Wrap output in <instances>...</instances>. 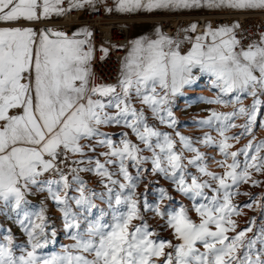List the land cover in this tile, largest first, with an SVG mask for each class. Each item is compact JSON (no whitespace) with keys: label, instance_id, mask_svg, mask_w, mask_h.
<instances>
[{"label":"snow or ice","instance_id":"1","mask_svg":"<svg viewBox=\"0 0 264 264\" xmlns=\"http://www.w3.org/2000/svg\"><path fill=\"white\" fill-rule=\"evenodd\" d=\"M97 3L67 0L65 7V0H0V202L16 213L27 235L26 245H16L9 230L0 242V264H264V249L253 252L257 240L264 244V228L256 239H247L252 228L237 231L232 219L242 207L257 203L252 199L243 206L235 204L239 186H258L261 181L253 174L264 175V139L257 141L254 135V129L264 128V118L258 122L264 115V34L243 46L237 38L239 22L216 28L209 23L195 36L191 34L198 25L192 23L183 29V39L157 28L155 39L131 43L115 84H98L90 29L69 34L26 26L86 5L95 8ZM205 7L264 10V0H114L113 7L105 3L107 12L129 14ZM184 44L190 47L185 50ZM100 51L104 59L109 48L101 46ZM202 75L218 94L199 99L238 105L231 112L213 109L195 121L215 130L218 140L208 133L194 140L176 130L175 98ZM246 96L253 98L248 107L242 101ZM145 109L171 131L150 123ZM237 119L244 123L237 124ZM105 128L123 131L114 138ZM233 128L241 131L228 135ZM247 136L252 139L243 148L231 150L230 141ZM198 143L218 149L223 173L208 170ZM81 173L99 177L103 191L89 187ZM146 174L162 175L193 202L198 223L184 206L162 208L172 200L168 189H158L156 204L144 194V211L165 221L175 243L160 239L141 214L136 189ZM33 189L47 192L56 202L74 241L60 254L38 251L49 243V225L43 206L33 212L25 208V197ZM97 199L112 208L110 219L103 211L93 213Z\"/></svg>","mask_w":264,"mask_h":264},{"label":"rangeland","instance_id":"2","mask_svg":"<svg viewBox=\"0 0 264 264\" xmlns=\"http://www.w3.org/2000/svg\"><path fill=\"white\" fill-rule=\"evenodd\" d=\"M256 11L261 9L245 10V11ZM115 14L124 19L125 23L129 27V46L128 50L131 47V43L136 39L147 37L150 39L156 38L157 28L160 29L165 35L173 37L176 39H183L184 33L183 29L187 28L192 23H199V20L206 18V25L211 24L213 28L219 27L221 25H231L233 22H236V19H232L230 22L213 20V16L221 15L223 13H237L243 11H233V10H220V9H208V8H196L190 10H180V11H137L135 13H119L114 10ZM167 20L170 24L173 23L175 27L174 35H168L161 28L162 21ZM82 28V27H80ZM79 29V28H78ZM192 35V34H191ZM185 50L190 47L188 44L182 46ZM126 53V55H127ZM218 94V90L214 89L211 85V80L207 75H202L196 81L192 87H185L183 89V95H178L175 98V103L173 106V112L178 121L177 129L181 134L189 136L194 140L202 138L205 133L210 134L212 137L219 139L217 132L213 129L207 127L198 126L195 121L206 118L210 115L211 110H216L217 112H231L234 107L238 105L229 104L227 106L221 104H207L199 98H209L213 99ZM228 99V97H224ZM260 99L264 101V96H261ZM253 98L251 96L242 97L243 105L248 107L251 105ZM138 108L141 107L137 103ZM146 115L149 118L150 123H155L162 131H171L167 129L164 125H160L157 121L152 120L151 113L145 109ZM261 113L264 114V105H262ZM261 118H264V115L258 116V122ZM237 124H243V119H237L235 121ZM103 131L110 132L114 134V138H118L119 133L123 131L120 128H105ZM241 131L239 128H233L228 133V135H234ZM254 135L256 140L264 139V128L257 127L254 129ZM131 136V133H130ZM135 140L134 136H131ZM252 139V136L242 137L239 142L230 141L234 145L231 149L236 151L243 148L248 141ZM196 147L204 153L205 161L208 167V170L215 173H223L224 169L219 167L217 161L222 160L223 157L219 153L218 149L212 145H204L202 143L196 144ZM99 151H103L100 149ZM148 153H146L147 155ZM264 154V153H262ZM191 153H185L186 157H191ZM243 160V157H240ZM229 163L231 160L228 161ZM150 168V165H146ZM130 172L135 174V169L130 168ZM190 171L193 173L196 172L195 168H191ZM83 178L88 182V186L94 188L97 192L103 191L102 186L99 183V177L93 176L89 173H81ZM254 178L261 183L258 186H253L251 183H242L239 186V192L241 195H238L234 198V203L240 206H243L252 199H255L257 202L253 205L252 208L242 207L241 214L238 216H233L237 222L238 228L237 231L244 230L248 227L252 228L251 232L246 233L247 239H256L260 236V231L264 228V175L253 174ZM49 178H53L49 176ZM166 188L169 190V195L172 197L171 201H165L162 205V208L171 205L172 208L178 209L180 206H184L190 209V216L195 222H199V217L193 210V202L187 197L183 196L181 193L177 192L174 186L170 185V182L166 180L162 175L153 176L151 174H146L145 179L136 189L137 196L139 197V202L141 205V214L147 220L150 225V229L155 230L158 233L159 238L165 241L176 242L172 231L165 227V221L162 220L159 216L154 215L152 212H145L142 205L144 203V194H146L147 200L150 204L159 203V188ZM247 193V195H245ZM28 201V204L25 206L26 210L29 212L38 211L41 206L45 209V214L48 218V237L49 243L42 250H38L41 255L51 256L54 254L62 253L63 249L66 246H69L74 243L70 239L68 232L64 228V221L62 213L59 210L56 202H54L50 197H48L47 192H40L33 189L25 197ZM97 208L93 209V213L97 216L100 215L101 211L104 212L105 219H110L112 208H109L108 204L105 201L97 199L95 201ZM75 208V206L73 205ZM22 215V214H21ZM86 222L82 221V225ZM134 223H139V221H134ZM12 235L16 245H26L27 244V235L20 227L17 222V215L12 211L11 207H6L3 202H0V242L3 241V237L9 234ZM55 231V236H52V231ZM231 235V233H230ZM198 247H201L198 245ZM264 249V244H261L257 240V244L253 249V252L260 251ZM201 250L203 251L202 247ZM244 250L241 249L239 254H242ZM17 255L19 251L17 250Z\"/></svg>","mask_w":264,"mask_h":264},{"label":"built area","instance_id":"3","mask_svg":"<svg viewBox=\"0 0 264 264\" xmlns=\"http://www.w3.org/2000/svg\"><path fill=\"white\" fill-rule=\"evenodd\" d=\"M105 3L108 7H113L114 0H98L95 8L86 5L82 9L72 10L63 17L53 16L48 20L26 26H32L37 30L59 29L69 34L80 27H87L93 32L92 40L95 52L92 71L95 83L115 84L118 81L121 64L129 46V27L122 17L115 14L114 10L112 12L105 11ZM65 7H67V0H65ZM212 19L224 22L236 19L240 25L237 38L242 41L243 46L258 40L260 35L264 34V10L226 12L215 15ZM197 25L196 33H192L193 36L204 31L206 18L200 19ZM175 27L173 23L170 24L167 20L162 21L161 28L168 35H174ZM101 46L109 48L104 59H101L104 56V53L100 51Z\"/></svg>","mask_w":264,"mask_h":264}]
</instances>
